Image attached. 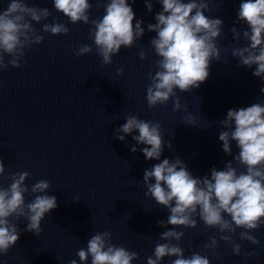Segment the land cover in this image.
<instances>
[{
	"label": "water",
	"instance_id": "95a60500",
	"mask_svg": "<svg viewBox=\"0 0 264 264\" xmlns=\"http://www.w3.org/2000/svg\"><path fill=\"white\" fill-rule=\"evenodd\" d=\"M26 2L52 12L42 23H64L70 31L53 35L42 31V23L33 22L44 40L26 49L21 67L9 65L0 72V158L5 165L0 186L11 183L9 173L28 171L25 183L29 188L38 180H48V194L57 197L58 207L41 222L43 232L39 236L23 231L28 222L21 218L20 238L5 256H0V264H67L72 259L81 264L77 251L86 248L98 231H110L114 244L136 251L139 259L132 264H147L159 234L173 227L158 226V220H167L168 209L150 195L145 196L144 171L160 161L145 159L140 149L146 145L132 140L138 132L126 134L125 141H120L114 130L126 122L128 115L159 122L164 140L172 144L169 148L165 143L161 160L179 156L194 177L210 174L213 166L222 170L223 162L233 160L238 148L233 141L232 155L223 151L219 121L230 108L264 104V93L260 92L264 81L252 75L255 65L237 67L238 58L231 55L233 47L246 43L242 38L235 41L231 33L233 27L247 29L246 24L236 23L241 0H209L210 11L205 15L223 20V31L217 38L220 59L210 61L209 76L200 87L190 92L176 90L188 110L182 107L175 112L174 98L152 109L146 101L150 84L147 74L157 70L158 59L149 44L156 33L148 31L147 25L156 23L160 3L154 2L149 12L144 0H128L135 12L133 24L142 19L144 35L131 48L122 46L113 62L105 65L94 46L89 54L75 55L81 44H93L90 23H70L55 10L53 0ZM89 2L93 5L90 20L102 18L104 8H97L96 0ZM7 4L8 0H0V11ZM141 50L147 53L144 60L139 57ZM120 67L124 71L117 75ZM189 115L195 118L194 125L184 119ZM133 145L136 152L130 150ZM32 198L25 194L26 203ZM77 198L79 201H75ZM197 220L195 228L176 229L184 232L179 243L186 258L191 255V247L207 256L210 264H264V225L252 233L259 238V245L240 240L242 229H237L233 239L242 245L238 256L224 241L219 242L215 253L205 249L203 245L210 237L219 240L221 234ZM253 249L255 256L244 255ZM172 259L175 257H165L161 264H171ZM87 264H91V258Z\"/></svg>",
	"mask_w": 264,
	"mask_h": 264
},
{
	"label": "clouds",
	"instance_id": "9594fccd",
	"mask_svg": "<svg viewBox=\"0 0 264 264\" xmlns=\"http://www.w3.org/2000/svg\"><path fill=\"white\" fill-rule=\"evenodd\" d=\"M154 2L160 3L162 9L155 14L156 23H149L147 29L156 33L149 44L158 59L155 60L157 70L147 74L150 84L146 88V101L152 109L174 98L173 111L182 107L187 111V104H181L176 90L190 92L208 78L210 61L220 59L217 38L222 34L223 20L205 15L210 11L209 0H144L149 12ZM53 4L70 23L92 25L89 39L93 44H81L76 48L78 57L91 53L94 46L102 63L111 64L122 46L131 48L145 32L142 19H136L133 24L135 12L128 0H96L97 8L103 7L104 14L102 18L91 20L89 11L93 5L89 0H53ZM51 15L47 7L29 6L26 0H8L6 9L0 11V72L7 70L9 65L22 66L26 49L45 38L33 22L42 23ZM236 23L246 24L247 29L231 28L233 39L239 42L242 38L246 43L233 47L231 55L238 58L237 67L253 68L255 65L252 75L264 81V0H241ZM42 31L66 35L70 29L54 21L42 23ZM139 57L144 60L147 53L141 50ZM123 71L122 67L116 69L117 75ZM260 92L264 93V87ZM125 119L126 122L114 130L116 138L125 141L126 134L138 132L132 135V140L137 145H146L140 149L145 159L160 161L144 171L145 196L150 195L158 205L168 209L167 220H158V226H173L159 234L147 264H161L165 257H175L171 264H210L207 256L191 247V255L186 258L185 249L179 243L184 232L176 229L179 226L195 228L197 217L206 228L218 229L221 234L219 240L212 236L203 245L213 253L219 242L224 241L231 244L234 255H241L242 245L233 239L237 229H242L240 240L260 244L259 238L252 233L264 225V104L228 109L226 117L219 121L222 130L218 138L226 154L232 155L233 141L238 152L233 160L223 162L222 170L213 166L210 174L203 177H194L179 156L174 160H161L165 143L169 148L172 144L164 140L159 122L136 115H128ZM184 119L189 125L195 124L191 115ZM130 150L136 152L137 147L133 145ZM240 168L245 170L240 171ZM4 173L5 165L0 158V176ZM29 176L28 171L11 172V183L7 187L0 186V256H5L19 240L21 218L28 222L23 231L39 236L43 232L41 222L58 207L57 197L48 194L50 182L41 179L29 188L25 183ZM25 194L33 196L27 203ZM244 255L255 256V249L245 251ZM77 256L81 264H87L89 258L91 264H132L139 259L136 251L114 244L110 231L93 234L86 248L77 251ZM67 264L78 262L72 259Z\"/></svg>",
	"mask_w": 264,
	"mask_h": 264
}]
</instances>
